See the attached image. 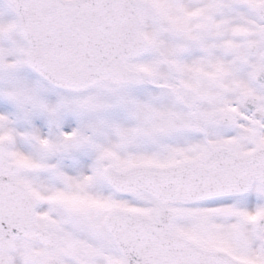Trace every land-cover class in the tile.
Listing matches in <instances>:
<instances>
[{
	"label": "snow or ice",
	"instance_id": "snow-or-ice-1",
	"mask_svg": "<svg viewBox=\"0 0 264 264\" xmlns=\"http://www.w3.org/2000/svg\"><path fill=\"white\" fill-rule=\"evenodd\" d=\"M0 264H264V0H0Z\"/></svg>",
	"mask_w": 264,
	"mask_h": 264
}]
</instances>
